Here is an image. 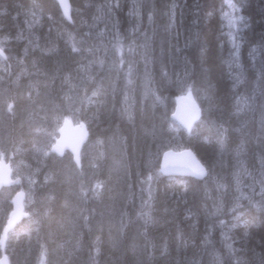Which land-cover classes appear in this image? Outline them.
<instances>
[{
    "label": "trees",
    "instance_id": "16d2710c",
    "mask_svg": "<svg viewBox=\"0 0 264 264\" xmlns=\"http://www.w3.org/2000/svg\"><path fill=\"white\" fill-rule=\"evenodd\" d=\"M230 5L241 18L233 28ZM69 6L66 20L55 0H0V157L35 183L27 211L33 220L8 235L10 264H207L210 251L223 264H264V0H69ZM104 72L108 78L87 80ZM71 86L80 91L70 96ZM183 95L201 112L189 134L169 116ZM74 101L81 103L68 110ZM50 109L85 123L81 167L68 152H50L61 124L50 122ZM39 131L50 133L42 148ZM168 149L191 150L206 177L163 176L160 159ZM89 162L88 171L98 173L87 175ZM84 189L96 204L104 201L90 208L107 216L93 229L112 223L109 213L118 220L111 241L109 233L84 228L89 212L77 217L74 196ZM5 190L0 234L11 210Z\"/></svg>",
    "mask_w": 264,
    "mask_h": 264
},
{
    "label": "water",
    "instance_id": "95a60500",
    "mask_svg": "<svg viewBox=\"0 0 264 264\" xmlns=\"http://www.w3.org/2000/svg\"><path fill=\"white\" fill-rule=\"evenodd\" d=\"M63 16L69 19V0H56ZM1 54V51H0ZM176 109L172 118L186 131H190L193 123L199 116L198 106L188 98H181L176 101ZM88 138V133L83 126H73V124L65 120L59 130V138L52 146L51 152L56 156H61L64 151H69L75 162L79 161V153L82 146ZM162 172L165 175L173 176H192L202 178L206 169L200 164L197 158L190 150L167 151L162 155ZM11 166L4 159L0 158V188L10 187L14 183H18V179L11 178ZM22 193L17 194L11 204L13 212L11 213L7 226L3 231L0 239V264H9L8 258L4 253V242L6 235L14 225L24 218V204Z\"/></svg>",
    "mask_w": 264,
    "mask_h": 264
},
{
    "label": "bare ground",
    "instance_id": "6f19581e",
    "mask_svg": "<svg viewBox=\"0 0 264 264\" xmlns=\"http://www.w3.org/2000/svg\"><path fill=\"white\" fill-rule=\"evenodd\" d=\"M55 1H56V0H55ZM58 6H59V5H58ZM69 10H70V6H69ZM60 11H61V10H60ZM61 13H62V12H61ZM193 13H194V12H193ZM193 13H192V14H193ZM62 15H63V14H62ZM226 15H227V14H226ZM234 16H236V15H234ZM63 17H64V16H63ZM189 17H190V16H189ZM64 18H65V17H64ZM226 18H228V17H226ZM65 19H66V18H65ZM155 19H157V18H155ZM66 20H67V19H66ZM68 20H70V16H69V19H68ZM165 20H166V19H165ZM168 20H169V19H168ZM157 21H158V19H157ZM191 21H192V20H191ZM217 21H218V20H217ZM201 22H202V20H201ZM150 24H151V23H150ZM157 24H158V23H157ZM165 25H166V24H165ZM193 25H194V24H193ZM143 26H144V25H143ZM158 27H159V26H158ZM144 28H145V27H144ZM142 29H143V28H142ZM147 29H148V28H147ZM149 30H150V29H149ZM229 31H230V29H229ZM148 33H149V32H148ZM228 33H229V32H228ZM219 35H220V34H219ZM146 36H147V35H146ZM110 49H111V48H110ZM0 51H1L0 57H1L2 59H4V57H3L4 55H3V53H2V50L0 49ZM141 52H142V51H141ZM109 53H110V52H109ZM144 53H145V52H144ZM140 54H141V53H140ZM140 57H141V56H140ZM145 57H146V56H145ZM33 58H34V57H33ZM35 58H36V57H35ZM146 58H147V57H146ZM146 58L143 57V59H146ZM105 59H106V58H105ZM143 59H142V60H143ZM147 59H149V58H147ZM107 60H108V59H107ZM138 61L140 62V59H139ZM145 61H146V60H144L143 62H145ZM178 61H179V60H178ZM108 62H109V61H108ZM135 62H136V61H135ZM147 63H148V62H147ZM147 63H145V64H147ZM112 64H113V63H112ZM137 64H138V63H137ZM168 64H169V63H168ZM25 65H26V64H25ZM31 65H32V64H31ZM110 65H111V64H110ZM110 65H109V66H110ZM143 65H144V64H143ZM179 65H180V64H179ZM261 65H262V64H261ZM43 66H44V65H43ZM157 66H158V65H157ZM111 67H112V66H111ZM130 67H131V66H130ZM149 67H150V65H149ZM21 68H22V67H21ZM77 68H78V67H77ZM131 68H132V67H131ZM157 68H158V67H157ZM225 68H226V67H225ZM110 69H111V68H110ZM129 69H130V68H129ZM132 69H133V68H132ZM104 70H106V69H104ZM112 70H113V69H112ZM127 70H128V69H127ZM134 70H135V69H134ZM169 70H170V69H169ZM181 70H182V69H181ZM0 71H1V70H0ZM129 71H130V70H129ZM129 71H128V72H129ZM150 71H151V70H150ZM160 71H161V70H160ZM225 71H226V70H225ZM105 72H108V71H105ZM105 72L100 74L101 76H103V79H104L105 77H107L106 74H105ZM111 72H112V71H111ZM126 72H127V71H126ZM130 72H132V71H130ZM130 72H129V73H130ZM142 72H143V71H142ZM144 72H145V71H144ZM153 72H154V71H153ZM17 73H19V71H18ZM60 73H61V72H60ZM79 73H80V72H79ZM129 73H127V74H125V75H130L131 73H130V74H129ZM174 74H175V73H174ZM0 75H1V74H0ZM2 75H3V74H2ZM16 75H17V74H16ZM20 75H21V74H20ZM46 75H47V74H46ZM49 75H50V74H49ZM133 75H134V74H133ZM143 75H144V74H143ZM35 76H36V73H35ZM84 76H85V75H84ZM87 76H88V75H87ZM91 76H92V75H91ZM93 76H94V75H93ZM115 76H116V75H115ZM119 76H120V75H119ZM168 76H169V75H168ZM168 76H167V77H168ZM228 76H229V75H228ZM76 77H77V76H76ZM88 77H89V76H88ZM88 77H87V78H88ZM136 77H137V76H136ZM148 77H149V76H148ZM158 77H159V76H158ZM12 78H13V76H12ZM72 78H73V76H72ZM107 78H108V77H107ZM118 78H119V77H118ZM140 78H141V73H140ZM142 78H143V77H142ZM144 78H145V77H144ZM165 78H166V77H165ZM226 78H227V77H226ZM15 79H16V78H15ZM84 79H85V77H84ZM91 79H92V78H91ZM91 79H90V80H91ZM97 79H98V78H97ZM97 79H96V80H97ZM103 79H102V80H103ZM119 79H120V78H119ZM126 79H128V77H127ZM126 79H125V76H124V77H123V80H125V83H126ZM129 79H130V77H129ZM132 79H133V78H132ZM146 79H147V78H146ZM146 79H145V80H146ZM13 80H14V79H13ZM17 80H18V79H17ZM19 80H20V79H19ZM32 80H33V79H32ZM75 80H76V79H75ZM77 80H78V79H77ZM88 80H89V79H88ZM98 80H99V79H98ZM135 80H136V79H135ZM135 80H134V81H135ZM78 81H79V80H78ZM130 81H131V80H130ZM130 81H129V82H130ZM169 81H170V80H169ZM175 81H176V80H175ZM11 82H12V81H11ZM87 82H88V81H87ZM102 82H103V81H102ZM129 82H127V83L129 84ZM137 82H138V81H137ZM145 82H146V81H145ZM145 82H144V83H145ZM164 82H165V81H164ZM181 82H182V81H181ZM79 83H80V82H79ZM131 83H132V82H131ZM131 83H130V84H131ZM140 83H141V81H140ZM177 83H178V82H177ZM183 83H184V82H183ZM11 84H12V83H11ZM33 84H34V83H33ZM40 84H41V83H40ZM76 84H77V81H76ZM76 84H75V85H76ZM81 84H82V83H81ZM108 84H109V83H108ZM128 84H124V85H128ZM166 84H168V83H166ZM19 85H20V84H19ZM29 85H30V84H29ZM37 85H38V84H37ZM73 85H74V84H73ZM96 85H98V84H96ZM100 85L102 86V84H100ZM135 85H136V84H135ZM22 86H23V85H22ZM78 86H81V85H78ZM113 86H114V85H113ZM141 86H142V85H141ZM146 86H147V85H146ZM175 86H176V85H175ZM24 87H25V86H24ZM31 87H32V86H31ZM34 87H35V86H34ZM72 87H73V86H71V88H72ZM76 87H77V86H75V88H76ZM102 87H103V86H102ZM155 87H156V86H155ZM166 87H167V86H166ZM15 88H16V87H15ZM58 88H59V87H58ZM73 88H74V87H73ZM75 88H74V90H75ZM82 88H83V86H82ZM132 88H133V87H132ZM182 88H183V87H182ZM186 88H187V87H186ZM18 89H19V88H18ZM69 89H70V88H69ZM89 89H90V88H89ZM47 90H48V89H47ZM47 90H46V91H47ZM67 90H68V89H67ZM74 90H73V91H74ZM78 90H79V88L77 89V91H78ZM81 90H82V89H81ZM137 90H138V89H137ZM170 90H171V89H170ZM3 91L6 92V90H4V89H3ZM27 91H28V90H27ZM73 91H71V94H72ZM75 91H76V90H75ZM77 91H76V92H77ZM79 91H80V90H79ZM88 91H89V90H88ZM131 91H132V89H131ZM133 91H134V89H133ZM133 91H132V92H133ZM145 91H146V89H145ZM150 91H151V90H150ZM175 91H176V90H175ZM68 92H69V91H68ZM68 92H67V93H68ZM96 92H97V91H96ZM103 92H104V91H103ZM138 92L141 93L139 90H138L136 93L138 94ZM147 92H148V90L146 91V94H147ZM151 92H152V91H151ZM181 92H182V91H181ZM6 93H7V92H6ZM21 93H22V92H21ZM62 93H63V92H62ZM74 93H75V92H74ZM98 93H99V92H98ZM14 94H15V93H14ZM42 94H43V93H42ZM68 94H69V93H68ZM79 94H80V93H79ZM125 94H126V93H125ZM141 94H142V93H141ZM151 94H152V93H151ZM1 95H2V94H1ZM142 95H143V94H142ZM153 95H154V94H153ZM175 95H176V94H175ZM4 96H5V95H4ZM35 96H36V95H35ZM68 96H69V95H68ZM99 96H100V95H99ZM101 96H102V95H101ZM139 96H141V95H139ZM69 97H70V96H69ZM90 97H91V96H90ZM129 97H130V96H129ZM142 97H143V96H142ZM172 97H173V96H172ZM35 98H36V97H35ZM39 98H41V97H39ZM80 98H81V97H80ZM86 98H87V97H86ZM95 98H96V100H97V97H95ZM102 98H104V97H102ZM121 98H123V97L121 96ZM133 98H134V95H133ZM181 98H188V99H191V100L195 103L194 99H193L191 96H188V95L179 96V97H177V98L174 100V108H173V112H171V113L169 114V116H170V119H171L176 125H178L180 128H182V127H181V126H180V125H179V124H178V123L172 118V115H173L174 110L176 109V106H177L176 101H177L178 99H181ZM2 99H3V98H2ZM2 99H1V100H2ZM10 99H11V98H10ZM45 99H46V98H45ZM72 99H73V98H72ZM98 99H100V98H98ZM125 99H126V98H125ZM142 99H143V98H142ZM33 100H34V99H33ZM92 100H93V99H92ZM101 100H102V99H100V101H101ZM117 100H118V99H117ZM119 100H120V99H119ZM155 100H156V99H155ZM160 100H161V99H160ZM165 100H167V99L165 98ZM5 101H6V100H5ZM5 101H4V102H5ZM14 101H15V100H14ZM31 101H32V100H31ZM85 101H86V99H85ZM90 101H91V100H90ZM100 101H99V102H100ZM122 101H125V100L123 99ZM131 101H132V100H131ZM131 101H130V102H131ZM134 101H135V100H134ZM137 101L139 102V100H137ZM157 101H158V100H157ZM35 102H36V101H35ZM51 102H52V101H51ZM61 102H62V101H61ZM74 102H75V101H74ZM80 102H81V101H80ZM112 102H113V101H112ZM159 102H160V101H159ZM159 102H158V103H159ZM166 102H167V101H166ZM1 103L3 104L2 101H1ZM1 103H0V105H1ZM93 103H94V102H93ZM100 103H101V102H100ZM121 103H123V102H121ZM132 103H133V102H132ZM132 103H130V104L132 105ZM160 103H161V102H160ZM169 103H170V102H169ZM172 103H173V102H172ZM56 104H57V103H56ZM69 104H70V103H69ZM136 104H137V103H136ZM142 104H143V103H142ZM164 104H166V103H164ZM195 104H196V103H195ZM5 105H6V104H5ZM11 105H12V104H11ZM62 105H63V104H62ZM78 105H80V104H78ZM82 105H83V104H82ZM121 105H122V104H121ZM127 105H128V108H129V107H130L129 104H127ZM138 105H139V104H138ZM143 105H144V104H143ZM196 105H197V104H196ZM50 106H51V105H50ZM52 106L54 107V105H52ZM52 106H51V107H52ZM102 106H103V104H102ZM124 106H126V105H124ZM133 106H134V104H133ZM158 106H159V105H158ZM197 106H198V105H197ZM42 107H43V106H42ZM51 107H49V108H51ZM92 107H93V106H92ZM4 108H5V107H4ZM45 108H46V106H45ZM45 108H44V109H45ZM49 108H47V109H49ZM55 108H56V107H55ZM63 108H64V107H63ZM67 108H68V107H67ZM115 108H116V107H115ZM132 108H133V107H132ZM198 108H199V107H198ZM44 109H43V110H44ZM122 109H123V107H122ZM125 109H127V108H125ZM129 109H130V108H129ZM129 109H128V110H129ZM136 109H137V108H136ZM144 109H145V108H144ZM41 110H42V109H41ZM51 110H52V109H50V111H51ZM55 110H56V109H55ZM132 110H133V109H132ZM145 110H146V109H145ZM147 110H148V109H147ZM147 110H146V111H147ZM162 110H163V109H162ZM212 110H213V109H212ZM1 111H2V110H1ZM1 111H0V114H1ZM57 111H58V109H57ZM57 111H56V112H57ZM59 111H60V110H59ZM65 111H67V110L65 109ZM76 111H77V110H76ZM129 111H131V110H129ZM135 111H136V110H135ZM142 111H143V109H142ZM40 112H41V111H40ZM51 112H52V111H51ZM60 112H61V111H60ZM125 112H126V111H125ZM143 112H144V111H143ZM163 112H164V111H163ZM48 113H49V112H48ZM61 113H62V112H61ZM68 113H69V112H68ZM71 113H72V112H71ZM90 113H91V112H90ZM100 113H101V112H100ZM121 113H122V112H121ZM164 113H165V112H164ZM5 114H7V113H5ZM33 114H34V112H33ZM36 114H37V112H36ZM36 114H35V115H36ZM54 114H55V112H54ZM72 114H73V113H72ZM112 114H113V113H112ZM147 114H148V113H147ZM2 115H3V114H2ZM58 115H59V114H58ZM94 115H95V114H94ZM164 115H166V114H164ZM200 115H201V112H200V109H199V116H198V118L195 120V122L193 123V126H192L191 130L193 129L194 124H195L196 121L199 119ZM5 116H6V115H5ZM36 116H37V115H36ZM39 116H40V115H39ZM39 116H38V117H39ZM50 116H51V115H50ZM55 116H56V115H55ZM60 116H61V115H60ZM123 116H124V115H123ZM152 116H153V115H152ZM161 116H163V115H161ZM169 116H168V117H169ZM0 117H1V115H0ZM13 117H14V116H13ZM46 117H47V115H46ZM3 118H4V117H3ZM40 118H41V117H40ZM55 118H56V117H54V119H55ZM90 118H91V117H90ZM98 118H99V117H98ZM153 118H154V117H153ZM156 118H157V117H156ZM165 118H166V116H165ZM209 118H210V117H209ZM35 119H36V118H35ZM57 119H58V118H57ZM146 119H147V117H146ZM158 119H159V118H158ZM162 119H163V118H162ZM168 119H169V118H168ZM4 120H5V118H4ZM32 120H33V119H32ZM32 120H31V121H32ZM39 120H40V119H39ZM47 120H48V119H47ZM65 120L70 121V122L73 124V126H78V127L83 126L84 129L86 130V132L88 133L87 127L85 126V123H84V122H83V123H77V124H75L72 120H69V119H65ZM131 120H133V119L131 118ZM33 121H34V120H33ZM36 121H38V120H36ZM41 121H42V120H41ZM63 121H64V120H63ZM63 121L61 122V124H60V126H59L58 134H57L58 136L56 137V139H55L54 142L52 143L51 148H52L53 145H55V142H56V141L58 140V138H59V130H60L61 126H62ZM77 121H78V120H77ZM144 121H145V120H144ZM163 121H164V120H163ZM198 121H200V119H199ZM50 122H51V121H50ZM55 122H56V121H55ZM55 122H54V123H55ZM150 122H151V121H150ZM29 123H30V122H29ZM36 123H37V122H36ZM36 123H35V124H36ZM38 123L40 124V121H39ZM42 123H43V122H42ZM51 123L53 124V122H51ZM56 123H58V122H56ZM158 123H159V122H158ZM212 124H213V123H212ZM40 125H41V124H40ZM40 125H39V128L42 127V126L40 127ZM49 125H50V124H49ZM49 125H48V126H49ZM2 126H3V125H2ZM32 126H37V125H34V123H33ZM45 126H46V124H45ZM204 126H205V125H204ZM52 127H53V126H52ZM29 128H31V127L29 126ZM34 128H35V127H34ZM43 128H44V127H43ZM45 128H46V127H45ZM50 128H51V125H50ZM46 129H48V128H46ZM182 129H183V128H182ZM1 130H2V129H1ZM36 130H37V129H36ZM38 130H39V129H38ZM183 130H185V129H183ZM191 130H190V131H186V130H185V131H186V133L189 134V133L191 132ZM206 130H207V129H206ZM30 131H31V130H30ZM44 131H45V130H44ZM50 131H51V129H50ZM50 131H49V132H50ZM52 131H53V130H52ZM0 132H1V131H0ZM33 132H34V131H33ZM47 132H48V131H47ZM205 132H206V131H205ZM27 133H28V131H27ZM27 133H26V134H27ZM39 133H40V131H39ZM51 133H53V132H51ZM0 134H1V133H0ZM5 134H6V133H5ZM5 134H4V135H5ZM29 134H30V133H29ZM40 134H41V133H40ZM49 134H50V133H49ZM210 134H211V133H210ZM2 135H3V134H2ZM2 135H0V136H2ZM41 135H43V134H41ZM88 135H89V134H88ZM224 135H226V134H224ZM7 136H8V135H7ZM24 136H25V135H24ZM33 136H34V135H32V137H33ZM215 136H216V135H215ZM217 136H218V135H217ZM4 137H5V136H4ZM30 137H31V134H30ZM35 137H36V136H35ZM47 137H48V136H47ZM47 137H46V138H47ZM206 137H207V136H206ZM6 138H7V137H6ZM44 138H45V137H44ZM210 138H211V137H210ZM1 139H3V138H1ZM31 139H32V138H31ZM35 139H36V138H35ZM39 139H40V138H39ZM3 140H4V139H3ZM7 140H8V139H7ZM12 140H13V139H12ZM32 140H33V139H32ZM41 140H42V138H41ZM215 140H216V139H215ZM215 140H214V141H215ZM4 141H5V140H4ZM10 141H11V140H10ZM87 141H88V138H87L85 144L87 143ZM13 142H14V141H13ZM13 142L11 141L10 144H12ZM154 142H155V141H154ZM0 143H1V142H0ZM14 143H15V142H14ZM41 143H42V142H41ZM91 143H92V142H91ZM3 144H4V143H3ZM3 144H1V146H2ZM32 144H35V143H32ZM85 144H84V145H85ZM94 144H95V143H94ZM98 144H99V143H98ZM21 145H22V144H21ZM84 145L82 146L81 151H80V153H79V161H78L77 163L75 162V160H74L72 154H71L69 151H67V150L64 151V153L68 152V153L72 156V160H73L75 166L78 167V168L81 167V158H80V156H81V152H82V149H83ZM96 145H97V144H96ZM155 145H156V143H155ZM7 146H8V145H7ZM12 146H13V145H12ZM17 146H18V145H17ZM30 146H33V145H29V147H30ZM85 146H86V145H85ZM90 146H91V145H90ZM99 146H100V144H99ZM35 147H36V146H35ZM93 147H94V145H93ZM237 147H238V146H237ZM2 148H3V147H2ZM2 148H1V149H2ZM8 148H9V147H8ZM30 148H31V147H30ZM51 148H50V152H51ZM84 148H85V147H84ZM156 148H157V147H156ZM242 148H243V144H242ZM10 149H12V148H10ZM13 149H14V148H13ZM35 149H36V148H35ZM218 149H222V148H219V147H218ZM3 150H4V149H3ZM18 150H19V149H18ZM31 150H32V148H31ZM31 150H30V151H31ZM183 150H189V149H183ZM5 151H6V150H5ZM33 151H34V149H33ZM33 151H32V152H33ZM106 151H107V150H106ZM167 151H182V150L168 149V150H166L165 152H163V154L166 153ZM190 151H191V150H190ZM240 151H241V150H240ZM16 152H17V151H16ZM99 152H100V151H99ZM191 152H192V151H191ZM219 152H220V151H219ZM228 152H229V151H228ZM243 152H244V150H243ZM243 152H242V153H243ZM4 153H6V152H4ZM8 153H9V152H8ZM12 153H13V152H12ZM23 153H24V152H23ZM23 153H22V154H23ZM51 153H52V152H51ZM64 153H63V154H64ZM102 153H103V152H102ZM192 153H193V152H192ZM238 153H239V152H238ZM240 153H241V152H240ZM9 154H10V153H9ZM9 154H8V155H9ZM13 154H14V153H13ZM16 154H17V153H16ZM63 154H62V155H63ZM99 154H100V153H99ZM104 154H105V153H104ZM111 154H112V153H111ZM111 154H110V155H111ZM163 154H162V155H163ZM244 154H245V152H244ZM246 154H247V153H246ZM249 154H250V153H248V155H249ZM6 155H7V154H6ZM6 155H5V157H6ZM17 155H18V154H17ZM17 155H16V156H17ZM62 155H61V156H62ZM97 155H98V154H97ZM193 155L195 156L194 153H193ZM233 155H234V153H233ZM241 155H242V154H241ZM18 156H19V155H18ZM21 156H22V155H21ZM94 156H96V155H94ZM104 156H106V155H104ZM237 156H239V155L237 154ZM243 156H246V155H243ZM243 156H242V158H243ZM7 157H8V156H7ZM99 157H102V156H99ZM113 157H114V156H113ZM195 157H196V156H195ZM232 157H233V156H232ZM234 157H236V156H234ZM0 158H2V157H0ZM102 158H103V157H102ZM108 158H109V157H108ZM110 158H112V157L110 156ZM161 158H162V156H161ZM196 158H197V157H196ZM245 158H246V157H245ZM245 158H244V159H245ZM249 158H250V157H249ZM256 158H257V157H256ZM2 159H4V158H2ZM238 159H239V158H238ZM246 159H248V157H247ZM254 159H255V158H254ZM4 160H5V159H4ZM91 160H92V158H91ZM102 160H103V159H102ZM106 160H107V159H106ZM115 160H116V159H115ZM118 160H119V159H118ZM197 160H198V159H197ZM249 160H252V159H249ZM94 161H95V160H94ZM98 161H99V160H98ZM198 161H199V160H198ZM91 162H92V161H91ZM109 162H110V161H109ZM199 162H200V161H199ZM249 162H251V161H249ZM254 162H255V161H254ZM7 163H9V162L7 161ZM99 163H101V161H99ZM258 163H259V162H258ZM90 164H91V163H90ZM105 164H106V163H105ZM200 164L203 166V164H202L201 162H200ZM259 164H260V163H259ZM9 165H10V163H9ZM10 166H12V164H11ZM88 166H89V165H88ZM92 166H94V165H92ZM95 166H96V163H95ZM95 166H94V167H95ZM100 166H101V165H100ZM104 166H105V165H104ZM107 166H108V165H107ZM159 166H160V167H159V171H160V173H161L163 176L172 177V178L191 177V178H194V179H197V180H202V179H203L204 177H206V175L208 174V173H207V170H205L206 173H205V175H204L202 178H195V177H192V176H173V175H165V174H163V172H162V160H161V159H160V165H159ZM225 166H226V165H225ZM225 166H224V167H225ZM254 166H255V165H254ZM112 167H113V166H112ZM257 167H258V165H257ZM10 168H11V167H10ZM85 168H86V167H85ZM204 168H205V167H204ZM225 168H226V167H225ZM65 169H66V168H65ZM83 169H84V168H83ZM90 169H91V168H90ZM105 169H106V168H105ZM205 169H206V168H205ZM255 169H256V168H255ZM71 170H72V169H71ZM85 170H87V169H85ZM93 170H94V169H93ZM100 170H101V169H99V173H101ZM72 171H73V170H72ZM81 171H83V170H81ZM91 171H92V170H91ZM95 171H96V170H95ZM13 172H14V171H12V168H11V178L14 179V180H15V179H18L19 182H18V183H14V185H12L11 187H9V188H11L10 190H12L13 188H14V189L17 188V190H18V191L15 190V191L13 192L14 195H13V197L11 198V200H12L17 194L22 193V195H23V197H24V199H23V204H24V213H23V214H24V218H23L20 222L16 223V224L14 225V227H13L10 231H8V233H7V235H6V240H5V242H4V246H5V247H4V253H5L6 242H7V239H8V235H9V233H10L15 227H18L19 224H21V222H23V221L26 219V217L28 216L27 211H26V205H25V200H26L27 196H26L25 191H24L25 189H23V187H20V184L22 183V180H21V178H19V177L13 176ZM63 172H64V168H63ZM96 172H97V171H96ZM76 173H77V171H76ZM79 173H80V171H79ZM81 173H82V172H81ZM108 173H109V172H108ZM59 174H60V173H59ZM62 174H63V173H62ZM92 174H93V173H92ZM94 174H95V173H94ZM71 175H72V174H71ZM87 175H88V174H87ZM89 175H90V174H89ZM79 176H80V175H79ZM100 176H101V175H100ZM100 176H98V177L100 178ZM110 176H111V175H110ZM85 177H87V176H85ZM70 178H71V177H70ZM76 178H77V176H76ZM76 178H75V179H76ZM78 178H79V177H78ZM107 178H108V177H107ZM86 179L88 180V178H86ZM51 180H52V179H51ZM65 180H67V179H65ZM65 180H64V181H65ZM71 180H72V179H71ZM92 180H93V179H92ZM94 180H95V179H94ZM94 180H93V181H94ZM53 181H54V180H53ZM64 181H63V182H64ZM88 181H89V180H88ZM88 181H87V182H88ZM99 181H100V180H99ZM76 182H77V181H76ZM83 182H85V181H83ZM97 182H98V181H97ZM104 182H105V181H104ZM33 183H34V182H33ZM78 183H79V182H78ZM100 183H101V181H100ZM58 184H59V183H58ZM63 184H64V183H63ZM89 184H90V183H89ZM97 184H98V186H100V185H99V182H98ZM76 185H77V184H76ZM85 185H86V184H85ZM102 185H103V184H102ZM103 186H104V185H103ZM29 187H30V186H29ZM79 187H80V185H79ZM95 187H96V185H95ZM9 188L2 187V188H0V190H3V189H9ZM33 188H34V187H33ZM74 188H76V187H74ZM143 188H144V187H143ZM99 189H100V187H99ZM28 190H30V189H28ZM146 190H147V189H146ZM26 191H27V189H26ZM30 191H31V190H30ZM91 191H92V190H91ZM73 192H74V191H73ZM76 192H77V190L75 191V193H76ZM80 192H81V191H80ZM95 192H96V190H95ZM32 193H33V192H32ZM96 193H97V192H96ZM101 193H102V192H101ZM90 194H91V192H90ZM97 194H98V193H97ZM10 195H11V194H10ZM29 195H30V194H29ZM76 195H78V193L75 194V196H74L75 198H76ZM83 195H84V194H83ZM147 195H148V194H147ZM31 196H32V195H31ZM38 196H40V195H38ZM79 196H80V198L82 197L81 194H79L78 197H79ZM95 196H96V195H95ZM141 197H142V196H141ZM143 197H145V196H143ZM143 197H142V198H143ZM4 198H6V196H5ZM7 198H8V197H7ZM28 198H31V197L29 196ZM80 198L77 199V201L80 200ZM90 198H91V197H90ZM147 198H148V197H147ZM9 199H10V198H9ZM31 199H32V198H31ZM36 199H37V198H36ZM40 199H41V198H40ZM95 199H96V198H95ZM99 199H100V197H99ZM1 200H2V199H1ZM1 200H0V201H1ZM75 200H76V199H75ZM97 200H98V199H97ZM106 200H107V199H106ZM6 201H7V199H6ZM43 201H44V200H43ZM4 202H5V200H4ZM7 202L9 203L10 201H7ZM33 202H34V201H33ZM38 202H40V201H38ZM79 202H80V201H79ZM92 202L94 203V201H92ZM95 202H96V201H95ZM98 202H99V201H98ZM100 202H101V201H100ZM102 202H104V201H102ZM73 203H74V201H73ZM84 203H86V202H84ZM96 203H97V202H96ZM137 203H138V202H137ZM41 204L43 205V202H42ZM74 204H75V203H74ZM76 204H77V203H76ZM91 204H92V203H91ZM91 204H90V205H91ZM98 204H99V203H98ZM98 204H97V205H98ZM102 204L104 205V203H102ZM138 204H139V203H138ZM32 205H33V204H32ZM42 205H41V206H42ZM90 205H89V206H90ZM97 205H96V206H97ZM99 205H100V204H99ZM107 205H108V204H107ZM258 205H259V204H258ZM35 206H37V205H35ZM38 206H39V204H38ZM64 206H65V205H64ZM66 206H67V205H66ZM70 206H71V204H70ZM72 206H73V205H72ZM85 206H86V204H85ZM89 206H88V207H89ZM91 206H93V205H91ZM260 206H261V205H260ZM7 207H8V206H7ZM33 207H34V206H33ZM62 207H63V206H61V208H62ZM74 207H75V206H74ZM140 207H141V206H140ZM258 207H259V206H258ZM5 208H6L5 204L1 202L0 210L3 211ZM63 208H64V207H63ZM63 208H62V209H63ZM68 208H69V207H68ZM68 208H67V209H68ZM78 208H79V207H78ZM91 208H92V207H91ZM67 209H65V210H67ZM70 209H71V208H70ZM88 209H89V208H88ZM93 209H94V208H93ZM95 209H96V208H95ZM9 210H10V209H9ZM75 210H76V209H75ZM83 210H84V209H83ZM262 210H263V209H262ZM7 211H8V210H7ZM63 211H64V209H63ZM72 211H73V209H72ZM89 211H90V209H89ZM89 211H88V212H89ZM107 211H108V210H107ZM132 211H133V210H132ZM12 212H13V207H12V204H11V210H10L8 216H7V221H6V223H5V226L3 227V230H2V232H1V234H0V239H1V236H2V234H3L4 229H5L6 226H7V223H8L9 217H10V215H11ZM36 212H37V211H36ZM43 212H44V211H43ZM69 212H71V211H69ZM69 212H68V213H69ZM73 212H74V211H73ZM82 212L84 213V211H82ZM82 212H80V213H82ZM115 212H116V211H115ZM65 213H66V212H65ZM89 213H91V212H89ZM92 213H93V212H92ZM105 213H106V212H105ZM71 214H73V213L71 212ZM140 214H141V213H140ZM39 215H40V214H39ZM69 215H70V214H69ZM84 215H85V214H84ZM108 215H109V214H108ZM146 215H147V214H146ZM75 216H76V215H75ZM81 216H82V215H81ZM87 216H88V215H87ZM89 216H90V215H89ZM97 217H98V216H97ZM106 217H107V216H106ZM106 217H105V218H106ZM76 219H77V218H76ZM89 219H90V218H89ZM143 219H144V218H143ZM86 220H87V219H86ZM110 220H111V219H110ZM127 220H128V219H127ZM88 221H89V220H88ZM88 221H87V222H88ZM107 221H108V220H107ZM137 221H138V220H137ZM41 222H42V221H41ZM66 222H67V221H66ZM111 222H112V221H111ZM84 223H85V222H84ZM89 223H90V222H89ZM89 223H88V224H89ZM93 223H94V221H93ZM96 223H97V222H96ZM107 223H108V222H107ZM114 223H116V222H114ZM151 223H152V222H151ZM157 223H158V222H157ZM128 224H129V223H128ZM146 224H147V223H146ZM136 225H137V224H136ZM141 225H142V224H141ZM0 226H1V225H0ZM86 226H87V225H86ZM133 226H134V225H133ZM137 226H138V225H137ZM109 227H110V226H109ZM147 227H148V226H147ZM113 228H114V227H113ZM118 228H119V227H118ZM0 229H1V228H0ZM107 229H108V228H107ZM150 229H151V227H150ZM139 230H140V229H139ZM109 231H110V230H109ZM115 231H116V230H115ZM133 232H134V231H133ZM107 233H108V232H107ZM140 233H141V232H140ZM111 234H112V233H111ZM131 234H132V232H131ZM137 234H138V233H137ZM112 235H113V234H112ZM134 235H135V234H134ZM138 235H139V234H138ZM113 236H114V235H113ZM113 236H111V238H114ZM140 236H141V235H140ZM223 236H224V235H223ZM161 238H162V237H161ZM119 239H120V238H119ZM126 239H127V238H126ZM162 239H163V238H162ZM119 241H120V240H119ZM129 241H130V240H129ZM132 241H133V240H132ZM121 242H122V241H121ZM159 243H160V242H159ZM162 243H163V242H162ZM122 244H123V242H122ZM131 244H132V242H131ZM129 246H130V245H129ZM127 247H128V246H127ZM226 251H227V250H226ZM123 252H124V251H123ZM127 252H128V251H127ZM150 252H151V251H150ZM224 253H225V252H224ZM226 253H227V252H226ZM226 253H225V255L223 254L224 257L226 256ZM0 254H1V252H0ZM149 254H150V253H149ZM228 254H229V253H228ZM5 255L7 256L6 253H5ZM26 257H27V256H26ZM230 257H231V255H230ZM7 258H8V262H9V264H10L9 257L7 256ZM228 258H229V257H228ZM21 259H22V258H21Z\"/></svg>",
    "mask_w": 264,
    "mask_h": 264
},
{
    "label": "rangeland",
    "instance_id": "374dc122",
    "mask_svg": "<svg viewBox=\"0 0 264 264\" xmlns=\"http://www.w3.org/2000/svg\"><path fill=\"white\" fill-rule=\"evenodd\" d=\"M234 15H236L235 14V11H234V7L232 6V5H230V9H229V12H228V22H229V26H230V28H233V27H236V25H239V23L241 22V18L240 17H238V16H234ZM2 60H0V66H2ZM0 70H2V68L0 67ZM5 73V71H3V74ZM1 74V73H0ZM89 78L91 79V80H88V78H87V80L88 81H90V82H95L96 81V79L98 78V79H100V80H102L103 79V76H101L100 74L99 75H89ZM2 79H3V76H2V74L0 75V82L2 81ZM97 79V80H98ZM74 90V88H72V91ZM76 91H77V89H75ZM74 90V92L75 93H70V96L71 95H74V94H76L77 92ZM89 98V97H88ZM79 103H81L80 101H78ZM78 102H74L73 103V105H71L70 107H68V110H72V108H74L77 104H79ZM161 106H163V104L161 105ZM76 109H74V111H75ZM54 112L55 111H53L52 113V120H50L51 122H53V125H54V122L56 121V120H61V122L64 120V119H69V117L68 116H66V117H60V119H59V116H60V114L59 113H57V112H55V114H54ZM59 114V115H57V114ZM56 115V116H55ZM61 116H62V114H61ZM72 116V115H71ZM54 117H56L55 119H54ZM50 118V117H49ZM58 118V119H57ZM69 120H72V119H69ZM75 124H77V123H79V122H77L76 120H72ZM172 124H174V125H176L175 123H172ZM60 126V125H59ZM58 129H59V127H58ZM57 134H58V131H57ZM47 136H49V133H43V135H41L40 134V139L39 140H41V138H42V144L41 145H39V148H42V146L45 144V142L47 141ZM58 136V135H57ZM45 137V138H44ZM47 137V138H46ZM91 145V146H90ZM93 145H94V143H90L87 147L90 149V148H93ZM36 150H37V148H36ZM90 158H91V156H90ZM6 161V160H5ZM91 162H89V163H87L86 164V168L85 169H87V170H85V172H87L88 171V168L87 167H89L88 165H91L90 164ZM101 164H99V166H100ZM104 165H106V164H104L103 163V167H104ZM102 166V165H101ZM12 167V166H11ZM14 168H12V171H14L13 170ZM93 170V169H92ZM22 173V172H21ZM88 175L89 176H91V175H94V173L96 174V173H98V172H95V171H91V170H89L88 172ZM93 173V174H92ZM22 174H24V173H22ZM13 176H16V177H19V176H17V174L15 173V171L13 172ZM24 178H22V180L24 181V183L27 185V188L25 187H23V189H25L24 191H25V194H26V196H27V198H26V200H25V205H26V211H28L29 212V205H31V204H34V202H35V200H33V193H32V190L31 189H33V185L35 184V183H33L34 182V180H33V178L32 177H30V175H28V177H27V175H25L24 174ZM21 178V177H20ZM92 179L94 178V177H91ZM257 181H259L258 179H257ZM30 186V187H29ZM26 189H27V191H26ZM28 189H30V190H28ZM18 191L17 190V188H13V190L10 192V189H6L5 191H2L1 192V194H5V196H6V198L8 197V198H12L13 197V195H14V191ZM88 192L86 189H84V191H82V193H81V195H82V197L80 198V196L78 197V195L76 196V198H74V200H75V203H77L76 205L77 206H79L80 208H79V212L77 213V217L78 216H83V214H85V212L87 211H89V209L92 207V208H95V206L97 205L96 204V200L94 199V197H93V195H92V193L91 194H87L86 192ZM79 193V192H78ZM11 194V195H10ZM30 194V195H29ZM84 194V195H83ZM32 195V196H31ZM85 195H89L87 198H86V200H85ZM31 197V198H28V197ZM91 197V198H90ZM80 198V200H78L77 201V199H79ZM34 201V202H33ZM80 201V202H79ZM92 201H94V203L92 202ZM96 201V202H95ZM102 201H103V199H102ZM101 201V202H102ZM84 202H86V203H84ZM101 202H99V203H101ZM92 203V204H91ZM85 204H86V206H85ZM93 205V206H91V205ZM0 205H1V203H0ZM90 205V206H89ZM89 206V207H88ZM98 206V205H97ZM89 208V209H88ZM84 209V210H83ZM82 211H84V213L82 212ZM80 212H82V213H80ZM89 212H91V213H89L91 216H92V218H90L89 219V221L87 222V223H84L83 221V219H81L82 220V223H83V226H84V228L86 227L87 229H88V231H90L91 233H94V232H96L97 230H99V232L101 233V235H103V236H105L106 234H107V232L109 233V235H108V239L110 240V239H112L111 238V236H113L112 234H113V232L115 231V230H117V229H119L120 228V225H119V223H118V220L117 219H115L114 217L113 218H111L112 216H111V214L109 213V217L108 218H110V219H113L112 220V223H104L102 226H100V228H97V229H93V226L95 225V222H97V221H99L100 222V225L103 223V221H105V217L104 216H100V215H96V213H95V211H92V209H90V211ZM93 212V213H92ZM2 214V213H1ZM98 216V217H97ZM30 220H33L32 219V215H28L27 217H26V219H25V222H28V224H29V221ZM115 220H116V223L113 225V223L115 222ZM93 221H94V223H93ZM24 222V223H25ZM90 222V223H89ZM89 223V224H88ZM87 225V226H86ZM110 226V227H109ZM114 227V228H113ZM119 227V228H118ZM108 228V229H107ZM20 229H18V231L17 232H14L15 233V235H17V234H19V232H21V231H19ZM110 230V231H109ZM112 233V234H111ZM102 237V236H101ZM114 237V236H113ZM111 241V240H110ZM99 242V241H98ZM5 253H6V250H5ZM7 254V253H6ZM209 259V260H208ZM206 263L207 264H223L222 263V257H221V255L219 254V253H217L216 251H213V252H211L210 251V255L207 257V259H206ZM40 264V263H39ZM95 264H101L100 262H97L96 261V263Z\"/></svg>",
    "mask_w": 264,
    "mask_h": 264
}]
</instances>
